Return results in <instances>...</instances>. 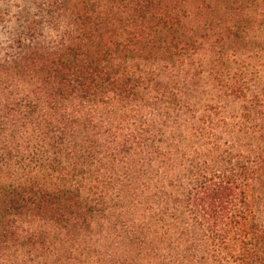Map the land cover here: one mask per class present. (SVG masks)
I'll return each mask as SVG.
<instances>
[{
  "label": "trees",
  "instance_id": "16d2710c",
  "mask_svg": "<svg viewBox=\"0 0 264 264\" xmlns=\"http://www.w3.org/2000/svg\"><path fill=\"white\" fill-rule=\"evenodd\" d=\"M45 3L0 57V264H264V0Z\"/></svg>",
  "mask_w": 264,
  "mask_h": 264
},
{
  "label": "rangeland",
  "instance_id": "374dc122",
  "mask_svg": "<svg viewBox=\"0 0 264 264\" xmlns=\"http://www.w3.org/2000/svg\"><path fill=\"white\" fill-rule=\"evenodd\" d=\"M46 0H0V57L15 54L16 40L27 42L31 34L46 42L55 33L48 25L50 13ZM35 22V24L31 23ZM62 27H59V30ZM28 31V32H27Z\"/></svg>",
  "mask_w": 264,
  "mask_h": 264
}]
</instances>
